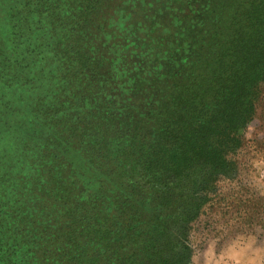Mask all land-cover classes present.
Masks as SVG:
<instances>
[{
  "label": "trees",
  "instance_id": "obj_1",
  "mask_svg": "<svg viewBox=\"0 0 264 264\" xmlns=\"http://www.w3.org/2000/svg\"><path fill=\"white\" fill-rule=\"evenodd\" d=\"M258 153L264 0H0V264H211Z\"/></svg>",
  "mask_w": 264,
  "mask_h": 264
},
{
  "label": "rangeland",
  "instance_id": "obj_2",
  "mask_svg": "<svg viewBox=\"0 0 264 264\" xmlns=\"http://www.w3.org/2000/svg\"><path fill=\"white\" fill-rule=\"evenodd\" d=\"M253 162L254 182L250 189L264 195V154L258 153ZM209 261L211 264H264V236H242L232 245L213 253Z\"/></svg>",
  "mask_w": 264,
  "mask_h": 264
}]
</instances>
